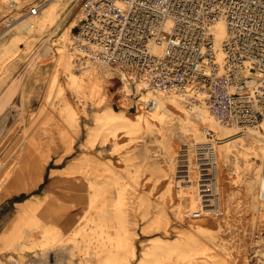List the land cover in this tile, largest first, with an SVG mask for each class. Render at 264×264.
I'll return each instance as SVG.
<instances>
[{
  "label": "rangeland",
  "instance_id": "rangeland-1",
  "mask_svg": "<svg viewBox=\"0 0 264 264\" xmlns=\"http://www.w3.org/2000/svg\"><path fill=\"white\" fill-rule=\"evenodd\" d=\"M9 1L0 0V103L6 89L13 82H17V86L13 98L0 108V235L17 219H21L30 235L7 249L0 241V262L137 264L149 239L160 236L166 241L179 239L183 247L159 257L158 261L168 259L174 264H264V250H259L254 239L256 231L264 229L261 221L264 217L253 213L251 208L257 202L256 190L253 197L245 196L248 171L244 151L249 135L235 133L234 129L219 137L222 140L217 144L242 143L228 165H222L223 172L226 170L222 177L224 182L235 174L234 162L240 164L242 170L239 176L233 177L239 192L233 203L234 209L231 205L228 210L227 199L222 192L223 215L192 219L178 214L179 204L185 211L197 210L188 209L176 187L175 174L180 171L177 153L188 148L193 152L185 141L172 146L173 135L164 127L152 132L138 128L123 133L115 146L103 142L102 129L92 139L89 135L95 126L96 116L102 112L111 111L129 117L149 114L143 103L145 95H149L146 99H151L150 95L160 98L186 94L137 89L113 78L111 70L108 80L100 78L103 91L91 96L83 88L86 67L91 62L74 47V34L80 20L85 17L87 0H15L18 9L39 4L40 14L26 19L35 23L33 28H11V31L1 25L9 13ZM53 1H56V17L41 28L36 21L46 19L44 9ZM46 47L50 50L47 51ZM62 50L68 55V66L59 67L58 58ZM68 77L75 80L82 77L85 81L81 84L68 82ZM73 85L75 89L71 87ZM210 132L214 134L211 129ZM256 141L254 143L260 145L261 153L252 162L260 169L261 175L262 147ZM170 146L176 148L173 167L176 171L172 169L167 174ZM44 153L49 154L47 164L41 160ZM89 170H100L102 177L109 180L95 184L94 202L103 206H99L98 211L94 208L90 220L93 227L85 226L84 217L78 231L68 234L55 227L53 217L40 219L35 208L31 214L21 213L26 202L38 207L49 201L53 210L61 209L81 192L80 189L69 188L67 182H83V176ZM194 181L196 185L195 175ZM130 189L132 195H128ZM22 195V200L15 201ZM126 195L129 200L136 197L134 203L131 201L129 205ZM160 210L163 215L159 214ZM143 211L148 212V217L135 226L136 235L131 239L132 219L135 216L140 218ZM156 217L158 224H152L149 233L142 232L144 226ZM125 236H130L126 248L121 242Z\"/></svg>",
  "mask_w": 264,
  "mask_h": 264
},
{
  "label": "built area",
  "instance_id": "built-area-1",
  "mask_svg": "<svg viewBox=\"0 0 264 264\" xmlns=\"http://www.w3.org/2000/svg\"><path fill=\"white\" fill-rule=\"evenodd\" d=\"M7 5L3 29L40 14L39 4ZM85 10L74 34L83 58L109 66L113 78L137 89L201 99L235 133L258 134L264 182V0H87ZM143 103L149 109L154 101ZM207 134L184 162L200 198V208L185 214L192 219L223 215L214 156L222 139ZM254 239L264 250V229Z\"/></svg>",
  "mask_w": 264,
  "mask_h": 264
},
{
  "label": "bare ground",
  "instance_id": "bare-ground-1",
  "mask_svg": "<svg viewBox=\"0 0 264 264\" xmlns=\"http://www.w3.org/2000/svg\"><path fill=\"white\" fill-rule=\"evenodd\" d=\"M44 12L46 14V19L40 20L38 22L35 20L36 23L38 24V26L41 28L44 27L47 23H52L54 21V19L56 17V1L50 2L46 6V8L44 9ZM34 26H35V23H34ZM30 28H32L31 22L27 21L26 19L16 21L15 25L12 27V29H19V30L20 29L28 30ZM217 30H218L219 39H221L225 35V29H224L222 22H219L217 24ZM14 38H18V37H14ZM46 48H47V51L50 50L49 47H46ZM60 54L61 55L58 58L59 67L68 66L67 60H66L68 55L63 50L60 51ZM90 64L91 65H88L86 67V71H87V73L85 75L86 81L82 77H79L78 80H75L74 78L68 77V80H69L68 82L77 81L79 84H81L82 82L85 81L83 83V88H84V90H86L87 93L91 94V96H92V95H95L96 93L101 92V90L103 88H102L100 78L108 80V78L110 76L111 68L109 66L103 64V63H100V62H91ZM55 79H56V74L53 76L52 81L55 82L54 81ZM16 86H17V82H13L6 89L4 96H3V99H2V102L0 103L1 109L6 104H8V102L13 98L14 94L16 93ZM71 87L74 88L75 86L73 85ZM59 89H62V88L59 87ZM148 96L149 95H145V100H143V101H146L147 100L146 97H148ZM150 97H152L151 100H153L154 103L147 110L150 112V113L147 112L149 114H145V113L141 114L140 113L141 115H137V116L135 115L134 117H129L128 115L127 116L118 115V113L106 111V112H102L101 114L97 115L96 119H95V126L92 127V130L90 131L89 139H92V138L96 137V135H99V133H100L99 130L102 129L104 132V133L102 132L103 133V142H110L112 145L115 146L117 143H119V139L122 136H124L123 133H128V132H131V131L138 129V128H143L146 132H152L155 129L160 130L161 127H164L166 129H169L171 131V134L173 135V141L170 143V144H172V146H174L175 144L180 145L181 141H185L191 148H193L194 145H196L198 143V141H201V142H208L209 141L210 138H209V135L207 134V131H209L210 129L214 131V135H213L214 139H221L222 136H226V135H228V133L231 130H234V128L225 127L224 125L219 123L213 117V115H211L207 106L204 105L205 103L203 102V100L198 102V100L196 98H194L190 95H186V96L185 95H183V96H175V95L165 96V95H163L160 98H156L154 95L153 96L150 95ZM148 99H150V98H148ZM199 100H201V99H199ZM248 135H249L248 137L250 139L249 140L247 139V142L245 145L247 147L244 151V153L246 155V167H247V171H248V176L246 177L245 184H244V186L246 187L245 196L247 198L253 197L255 194V190H256L257 202L256 203L254 202L252 204L251 208H253V210H254L253 213L257 212L259 217H264L263 216L264 215V193H263L264 182H263V177H262V167H261V175H260V169L256 166H254L253 162H252V159H254V157L255 158L260 157V153H261V150L259 147L260 145H257V143H254L256 140L258 141V138H256V135H258V134L250 133ZM219 137H221V138H219ZM86 143H87V141H86ZM71 144H73V143H71ZM240 145H242V143L240 141H236L232 144L219 145V146L216 145V147H215V155L214 156H215V161L217 164L218 179L220 180L221 203L223 204V195H222V192H223L226 196V199H227L228 210L231 209V205H232V209H234L233 203L236 202V199L238 198V193H239L237 191V188H235V186H234L236 181H234L233 177L235 178L236 175L239 176L240 173L242 172V170H241L240 164H237L236 162H234L235 163V166H234L235 174L232 175L231 180H229L228 182H224L222 177H223L224 172L226 170L223 172L222 165H228V162L230 161V159L233 156L237 155L238 152L236 150L239 148ZM186 147H187V145H186ZM170 148H171L170 161L168 163V169L166 168V170H165V172L167 174L170 171H172V169H174L173 167H174V163L176 160V153H175L176 148L171 147V146H170ZM187 150H188L189 155L187 154L186 149L181 150V151L179 150V153H177L178 154L177 155V159H178L177 163H179L180 171H177L176 172L177 174H175L177 176L176 177V184H177L176 187L180 191V199L185 203L186 206H188V209H196V208L198 209V208H200V198L198 195L197 187L194 183L195 182L194 181V175H193V172H191V170H190V167H189L190 164H187L188 165L187 166L186 163H184L186 161L187 162L189 161L188 163H190L191 159H192L191 149L188 148ZM185 157H188V158L186 160H184ZM41 160H42L43 164H47V162L49 161V154L44 153V156L41 157ZM234 163L232 162V164H234ZM100 172H101L100 170L96 171V172L89 170L88 172H86L84 174L83 182L78 181V180H77V182H73V181L69 182L68 181L67 184H68L69 188L71 187V189H80L81 192H79L76 196H74V199L72 202L67 203V205H64L61 209L53 210L50 207L49 201H47L41 205L39 204L38 207H37V205H34V204L31 205L32 204L31 202H28V203L26 202L23 205V211L21 213L25 214V215L31 214L35 208V211H39L38 216L40 219L41 218L45 219L46 217H50V216L53 217L54 219H52V220H53V224L55 225V227H57L58 229L64 231L65 233H68V234L76 233V231H78L79 227L81 226L82 219L84 217H85L84 218L85 219V226H88L90 228L93 227L94 224H92L90 222V220L93 217L94 208H95V210L98 211V207L100 206V204H96L94 202V198H93L96 195L95 194V184H97L98 182L102 184V181L104 182L105 180H108V178H106L104 176L102 177V173H100ZM179 174H181L182 176ZM184 174H185V176H183ZM241 180H242V178H241ZM117 183H118V181H117ZM102 190H104V189H102ZM131 192L132 191L130 189L128 191V195H132L133 193H131ZM126 197H127V202L129 205L131 204V201L134 203V200H136L135 199L136 197L133 200H129L127 195H126ZM68 198H69V196H68ZM148 205H150L149 201H148ZM249 205H250V203H249ZM102 206H100V207H102ZM177 208H178V214H180V215L186 214L187 210L185 211L180 204L177 206ZM260 213H261V216H260ZM159 214L163 215L164 212L162 210H160ZM147 217H148V212L143 211L140 214V218L135 216L132 219V225L133 226L131 227V229H132L131 239L134 238V237L132 238V236L136 235V232L134 230L135 226L139 224L140 220H145V219H147ZM251 217H254V216H251ZM13 218L15 219L14 216H13ZM20 220L17 219L15 222H13V224L9 228H7L4 231L3 234L0 235V241L5 246L14 247L17 244H19V241L22 238L30 235V233H27V229H26L24 223ZM261 221L264 222V218L261 219ZM152 224H155V225L158 224V218L157 217L154 218L153 220H151L150 222H148L144 226L142 232L149 233L150 227ZM124 226H126V225H124ZM77 237H78V235H77ZM129 239H130V236H128L127 238L125 236L121 239V242L125 248L128 246ZM68 242H70V241H68ZM25 243H27V242H25ZM119 244L122 245L121 243H119ZM182 247H183L182 242L179 239H173L170 241H166L163 238H161L160 236L152 237L149 239L145 248L141 251V256L139 257L137 264H174V262L171 263L168 259H162L159 261H158V259L161 256H166L167 254L179 251L180 249H182ZM17 249H18V247H17ZM67 250H68V247H67ZM85 251L87 252L88 248ZM131 254L134 256V250H132ZM0 264H6V263L1 261ZM41 264H43V262H41Z\"/></svg>",
  "mask_w": 264,
  "mask_h": 264
},
{
  "label": "trees",
  "instance_id": "trees-1",
  "mask_svg": "<svg viewBox=\"0 0 264 264\" xmlns=\"http://www.w3.org/2000/svg\"><path fill=\"white\" fill-rule=\"evenodd\" d=\"M22 199H23V195L20 196L18 199H16V201H20V200H22Z\"/></svg>",
  "mask_w": 264,
  "mask_h": 264
},
{
  "label": "crops",
  "instance_id": "crops-1",
  "mask_svg": "<svg viewBox=\"0 0 264 264\" xmlns=\"http://www.w3.org/2000/svg\"><path fill=\"white\" fill-rule=\"evenodd\" d=\"M15 201H16V200H15ZM2 247H4V249L9 248V246H5L3 243H2Z\"/></svg>",
  "mask_w": 264,
  "mask_h": 264
}]
</instances>
